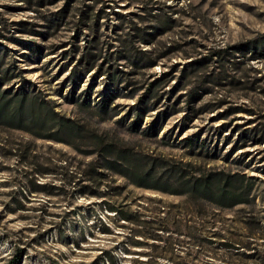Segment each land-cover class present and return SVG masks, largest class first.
<instances>
[{
	"label": "rangeland",
	"instance_id": "1",
	"mask_svg": "<svg viewBox=\"0 0 264 264\" xmlns=\"http://www.w3.org/2000/svg\"><path fill=\"white\" fill-rule=\"evenodd\" d=\"M0 53L1 91L76 127L0 121V264H264V0H0ZM106 144L245 174L255 199L220 209L138 186L97 167Z\"/></svg>",
	"mask_w": 264,
	"mask_h": 264
},
{
	"label": "trees",
	"instance_id": "2",
	"mask_svg": "<svg viewBox=\"0 0 264 264\" xmlns=\"http://www.w3.org/2000/svg\"><path fill=\"white\" fill-rule=\"evenodd\" d=\"M30 47L34 52L36 51L34 47ZM3 54L0 53V57H2ZM88 62V59H86L85 63ZM77 77L78 75L75 71L72 75V79L75 80ZM156 84L157 82H153L151 83V86ZM148 89L149 91L142 98L144 104H147V99L153 98L155 95L152 87H149ZM7 92L6 90H0V121L7 120L12 123L14 122L17 125H24V123H30L31 121L39 119L44 122L48 121L52 126V129H56H54L55 133H65L66 130L73 132L76 131L75 125L73 123H66L64 118L62 116L60 117L59 114L48 105L47 100L40 99L35 94L27 93L21 90L13 94ZM102 97V100L97 103L98 107L102 113L109 112L111 109L108 105L110 100L109 93L104 92ZM195 97L196 92L194 91L191 93V99ZM83 99V104H87L89 106L92 105L87 95H85ZM140 110H142V108L137 111L140 112ZM143 115L144 113H140V115H138L139 118L132 122V128L138 126ZM146 130L155 131L156 123L153 122ZM261 138L264 142V131H262ZM184 141L191 150L193 149V151L196 146L199 145V150L195 151V153H203V149L206 146V142H200L198 136L195 135L188 136L184 139ZM101 143L102 142H100L99 145ZM102 150L104 152V162L97 167H105L108 169L117 168V171H120V173L127 176L132 183L138 186L185 196L188 201L193 204H199L203 201L209 202L220 209H224L232 208L240 204H249L255 199L253 196V180L250 177L247 178L245 174L239 172L230 173L221 170L197 172V170L192 168L191 164L185 165L171 161L167 162L157 157L144 159L137 154L116 149L113 144L103 145ZM142 160H144L143 163ZM93 169L98 173H101L98 168L93 167ZM109 209L120 213V217L124 220L138 222V217L135 216V213L128 212L125 209L117 207H110ZM161 219L162 221H166L165 217ZM245 223L251 231H256L255 229L257 223L255 224L253 220H248ZM154 229L170 231L168 227L162 225L160 227H154ZM138 233L146 235L143 232H136L135 235H138ZM148 235H151L153 239H158L159 237L154 236L155 234ZM192 237L198 239L199 241H202L201 239L210 240V238H202L199 232H196V228L192 230ZM232 243L233 244L223 243V246L220 248L232 250L236 247V243L238 242L234 241ZM238 247H241L240 243ZM247 257L251 259L254 256L251 254ZM11 264H16V262L12 260Z\"/></svg>",
	"mask_w": 264,
	"mask_h": 264
}]
</instances>
